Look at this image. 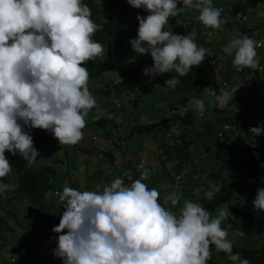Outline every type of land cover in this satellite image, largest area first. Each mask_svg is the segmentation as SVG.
Returning <instances> with one entry per match:
<instances>
[{
  "label": "clouds",
  "instance_id": "obj_1",
  "mask_svg": "<svg viewBox=\"0 0 264 264\" xmlns=\"http://www.w3.org/2000/svg\"><path fill=\"white\" fill-rule=\"evenodd\" d=\"M122 1L121 13L135 9L133 21L126 20V32L113 35L114 44L109 48L98 34L102 24L112 22L118 14L112 0H0V206L8 212L0 214V240L14 243L16 249L20 241L14 240L12 233L4 234L3 228L9 231L19 226L29 234L26 220L31 210L32 214L37 212V224L42 206L35 200L51 190H38V170L52 166L68 151L70 160L81 163L84 170L77 182H65L64 173L54 178L63 179L61 186L52 190L55 202L63 209L59 224L51 229L56 234L52 254L61 260L56 264H207L213 246L233 264H250L233 253L229 232L223 227L225 221L237 218L228 208L217 206L222 202L217 183L231 179L235 168L241 171L240 153L250 152L259 144L256 137L264 135V114L258 112L264 110V63L257 51L259 35L261 40L264 35V0H216L215 7V0ZM193 10L198 12L194 18L201 23L200 29L196 25L187 28L177 18ZM253 23L259 35L252 32ZM202 41L210 47H204ZM117 57L126 59L136 70L140 69L138 60L145 57L148 61L143 75L150 79L176 73L164 83L174 91L179 89L182 96H171L181 100L190 95L185 102L168 100V141L175 139L183 123L191 126L195 118L198 125L207 118L203 94L220 110L230 101L228 112L241 107V111L250 108L261 113L251 112L250 118L239 114L220 122L217 138L226 136L228 142H224V149L219 145L208 154L211 160L226 155L228 162L221 169L214 163L209 166L215 167L217 178L189 164L171 175L175 183L188 185L190 192L162 198L157 188L148 187L150 173L142 164L139 167L143 170L137 169L140 177L131 180L130 170L119 158L120 148L127 142L130 127L144 123L133 116L122 124L129 125L125 136L116 127L130 114L122 110L123 99L135 106L141 99L132 92L140 87L127 80L129 69H123L124 75L120 63L109 66ZM204 60L207 75L198 77V82L208 88L205 93H186L180 78L190 75L191 68ZM233 70L241 73L231 79L228 73ZM184 104L181 116L187 114L188 118L178 122L171 111L179 116ZM152 117L150 122L163 118ZM243 122L250 135L239 141L243 134L238 125ZM234 137L236 147L231 146ZM81 142L93 151H79ZM133 147L126 161L135 166L141 159L146 166L153 165L159 157H150L147 147ZM233 148L236 151L231 154ZM112 151L116 158L108 172L111 177L99 190L97 169L91 172V167L106 162V153ZM91 157L96 160L94 165ZM260 164L257 167L264 168ZM19 196L22 200L18 202ZM10 203L19 208L17 213L7 209ZM253 208L264 211V187L257 188ZM232 235L243 236L244 232ZM257 243L264 249V242ZM51 246L54 242H47V248ZM9 251L14 256L16 250Z\"/></svg>",
  "mask_w": 264,
  "mask_h": 264
},
{
  "label": "trees",
  "instance_id": "obj_2",
  "mask_svg": "<svg viewBox=\"0 0 264 264\" xmlns=\"http://www.w3.org/2000/svg\"><path fill=\"white\" fill-rule=\"evenodd\" d=\"M112 2L114 4L115 12L118 14L114 17L112 22L103 23V29L98 34L99 39L106 43L109 48H111L114 44V42H112L113 35L118 33L124 34L126 32L128 28L126 20L133 21V14L135 11V9H131L126 13H121L124 11V6L122 4L123 1L112 0ZM215 3H217L216 0L213 1L214 7ZM196 15H198V12L193 10L190 12L180 13L177 18L181 21H184L187 24V28H189V26L196 25L197 28L200 29L201 23L196 21L194 18ZM201 40L202 39H200V41ZM202 43L206 46H210L209 43L204 41H202ZM147 61L148 60L145 57L139 59L138 64L140 69L136 70L132 67V65L128 64L126 59L117 57V59H113L110 62L109 66L114 67L120 63L122 74L124 75H126L123 70L124 68H127L131 71L129 73V79L127 80H131L139 84V87L142 89L139 91V94H143L139 99H142L144 95L152 92L154 89L160 86H165L168 89L165 98L170 100V102L187 101L190 95L185 94L181 100H177V98L171 96V94L174 93V90L164 83L165 80L171 78L172 75H177L176 73H172L170 77L158 75L151 79L148 76L143 75V69L147 67ZM149 64L151 67V57L149 58ZM192 68L197 69L195 66ZM180 81L181 82L179 84H181V89L185 90L186 93L191 92L192 94L195 92L192 88V84H196L198 81V76L196 75V72L192 71V73L187 77H181ZM152 82H155L156 84L152 85ZM179 84L176 86L177 88L179 87ZM178 91L179 89L177 92ZM201 99L205 102V112L211 115H208L206 119L201 120L198 125L195 121V118L193 119L191 126H185L183 123L182 129L175 139L168 141L166 138L167 132L170 130V122L168 121L169 118L167 117H163L158 121L147 124L136 123L130 127L129 132L125 137V139H127L133 134H144L146 137H148L147 135H150L148 140L138 143L133 148L139 149L141 147H147V149H150V157H152L153 154L155 156L159 155L156 165L149 164L147 167L150 173V184L148 187L157 188L160 191L161 198L165 194L176 193L180 196L181 192L184 195L190 192L189 186L185 183H175L171 173L179 174L181 171H183L185 166L192 164L193 161L196 162L194 164L195 168H201V170H204L206 174L213 178H217L215 174V167L213 169V166H211V168L209 166L213 165L214 163V166L216 165L219 169H221L228 162L226 160V155L219 158H216L218 156H214V158L211 160L208 157V154L212 153V151L219 145L221 149H224V142H228L226 136H223V138L220 139L217 138L216 131L220 122L226 121L228 119L238 118L241 114L248 118L252 116L251 112L254 115L257 114L254 113L250 108L241 111L240 107L237 110L239 113L236 112L235 115L231 116L228 114L230 101L226 109L220 110L217 107H214L212 100L208 99L204 94L202 95ZM258 112H262L264 114V110H258ZM132 114H129L128 117H125V121L121 123V126L122 124H126L128 121L133 119ZM257 115H261V113H258ZM187 118H185V121H187ZM244 126V122L238 125L240 133L243 134L239 141L248 138L250 135ZM116 128L118 129V127ZM256 139L259 141V144L256 143L257 146L255 148L252 147L251 151L248 153H245L244 151L240 153L242 156V160L239 165L242 167L241 171L239 172L238 169L234 167L235 172L231 174V179H220V181L217 183L221 189L220 196L222 199V202L217 206L222 207L223 209L228 208L230 214L237 218L236 220L229 219L228 221H225L227 223L224 227H222L227 229L229 232L228 239L233 237L232 233L235 231L241 230L244 232L243 236H236V238L240 237L243 239L242 243H239L237 240H231L233 243V253H239L242 258L249 260L250 264H262L261 253L264 250L262 247H260V243H257L258 241L251 237L253 230L260 232L263 229L260 228L263 223L260 222L256 216L264 217L261 214L256 213L255 209L253 208V200L255 198L257 188L264 187V168L260 166L257 167V164L260 161L261 164H264V146L262 147V145H264V135L256 137ZM236 140L237 138L235 137L231 140L232 147H234V144L236 147ZM89 146V144H83L81 142L78 145V148L79 151L85 150L86 153H91L93 149ZM234 151H236L235 148L232 149L231 154L234 153ZM130 153V147H122L120 148L119 158L120 160L125 161L124 165L130 170L131 180H134L140 177L141 172H137V168L134 163L129 162V160L126 161L127 155L129 156ZM254 153H258L259 156L257 157L254 155ZM106 155L108 156V160L106 162L99 163V165L104 164L102 167L103 171L100 168H97L96 182H98L101 186L99 190H102L107 180L111 177L108 172L112 169L113 160L116 158L113 151L106 153ZM69 156V152L65 151L64 156L61 159L55 161L52 166L38 170L41 174L38 179V190H42L45 187L46 191H48L51 188L47 195L44 197H39L35 200V202H40L42 206L40 209L39 221L37 224H35L37 220V212L32 214L31 210L29 217L32 218L33 221L30 222V232L27 237L24 238L25 240L23 239L24 241H20L16 249L14 247V243L11 245L0 240V264H56L61 262L60 259L55 258L52 254V249L55 247V239H53V237L56 234L53 233L51 229L59 224V217L63 211L62 205H59L55 202V197L52 194V190L60 187L63 183V179L55 181L54 178H57L60 173H64L65 182H69L71 180L77 182V180H81L80 172L84 170V167H81V163H74L72 159L70 160ZM63 158H65L67 162L64 161ZM227 170H229V167H227ZM40 177H42V180ZM130 182L131 181H129V183ZM107 184H109V182ZM16 200L19 202L22 200V198L19 196L16 198ZM228 223L232 224L231 228L228 227ZM7 224L8 222H6V226ZM13 228L14 227H11V230ZM6 232L7 230L5 228L4 234ZM49 241L54 242V246H51V248H47V242ZM10 249L12 252L16 250L14 256L9 251ZM7 252L12 255V259L9 261L8 257L5 256ZM207 264H233V262L228 260L224 253H217L213 246L212 257L207 261Z\"/></svg>",
  "mask_w": 264,
  "mask_h": 264
},
{
  "label": "rangeland",
  "instance_id": "obj_3",
  "mask_svg": "<svg viewBox=\"0 0 264 264\" xmlns=\"http://www.w3.org/2000/svg\"><path fill=\"white\" fill-rule=\"evenodd\" d=\"M202 70H205L204 67H202ZM240 73L241 72H237V71L233 70V71H230L228 73V77L233 79V78H236L237 76H239ZM199 76L202 77V74H199ZM200 86H202L201 87L202 92H205L206 88H208V86L206 84H202ZM198 87H199L198 84H195V83L192 84V88L193 89L196 90V89H198ZM165 88L166 87L164 86L163 88H160V89H157V88L154 89L151 93H148V94L144 95L143 98L141 99V101L139 100L135 104V106H133V105L130 106L129 103H128V100L126 98L123 99L124 108L122 110L125 111V113H130V114L133 113V116H135L134 118L138 119V121L141 122V123H148V122H150L151 120L154 119V117H152V115L150 114L151 111H157L158 110V114H157L158 118L168 117L169 116L168 99L165 98V95L167 94V88L166 89ZM141 90L142 89L139 88L138 91H133L132 94H135L133 97L137 96V97L140 98L143 95V94H139V91H141ZM173 94H177L178 96H182L177 91H174ZM236 111H237V109L234 108L233 110L229 111L228 114L233 116ZM208 115H211V114L208 113L207 116ZM117 120H119V119H117ZM134 122H136L135 119H134ZM125 127H129V125L128 124L127 125H123V126L118 128V131H119L121 136H125L127 134V132H128L129 128H125ZM147 136L150 138V135H147ZM148 137L144 136L143 141L148 140ZM126 141L129 142L131 146H135L136 144H138L140 142H143V141L140 140V134H135L133 136H130V137L127 138ZM99 149L101 150L102 148H99ZM137 154L138 153H136L135 156ZM98 156H101V154H98ZM91 159H92V164L94 165L96 160L93 157H91ZM158 159H159V157L157 156L156 157V161L153 163L154 165H156ZM44 161H48V159H45ZM233 162H235V161H233ZM192 163L195 164L196 162L193 161ZM103 165L104 164H101V165L96 166V167H91V172L96 170L97 168H100L102 170ZM232 169H234V166H233V164H230V170L233 171ZM222 173L226 174V170H224ZM55 181H56V179H55ZM146 181H150V176H149V179L146 180ZM7 209L10 210L12 213H17L19 211V208L16 207L14 205V203L8 204ZM255 212L258 213V214H261L262 216H264V211L255 210ZM0 214L1 215H5V216L8 214V212L5 211V207L4 206H0ZM256 218H258L259 221L262 222L263 225H264V217H257L256 216ZM32 221H33V219L30 218V217L26 220L27 223H30ZM14 223L16 224L15 221H14ZM10 225H11V222H10V220H8L7 226L9 227ZM4 230H5V227L3 228V231H2L3 233H4ZM11 233H12L13 239L14 240H19V241H24L25 240L24 238H26L27 235H28L25 232H23L22 228L19 227V226H14L13 232H12V230H9L5 234H11ZM262 234L263 233H261L259 231L253 230L252 234H251V237L253 239H258V238H261ZM9 239L10 238L6 237V240H9ZM231 240L232 241H236L237 240L239 243H242L243 239L240 238V237L236 238V236H233V237H231ZM5 256L9 257V253L7 252L5 254Z\"/></svg>",
  "mask_w": 264,
  "mask_h": 264
},
{
  "label": "built area",
  "instance_id": "obj_4",
  "mask_svg": "<svg viewBox=\"0 0 264 264\" xmlns=\"http://www.w3.org/2000/svg\"><path fill=\"white\" fill-rule=\"evenodd\" d=\"M251 27H252V32H253L254 34L259 35L258 28H257V24H256V23H253V24L251 25ZM257 42H258V44H259V47L257 48V51H258V57H259V59H261L262 62L264 63V35H263L262 40L260 39V35H259V38H258ZM261 66H262V65H261ZM263 67H264V66H263ZM186 104L188 105L189 103H186ZM186 104L182 105V106H181V109L178 111V115H179V116H176V113H175L174 110L171 111V116H172V117H177L178 122H182L183 119H184V118L186 117V115H187V114H185L184 116H181V111L183 110V108H184L185 106H187ZM173 127H178V126H177V125H173ZM174 131H176V128H174ZM141 164L143 165V168H146V169L148 170V167L146 166V164H145V160H144V159H141L139 162H137L136 167H137L138 170H140V171L143 170L141 167H139V165H141ZM126 173H128V171H126ZM262 262H263L262 264H264V253H263V261H262Z\"/></svg>",
  "mask_w": 264,
  "mask_h": 264
},
{
  "label": "crops",
  "instance_id": "obj_5",
  "mask_svg": "<svg viewBox=\"0 0 264 264\" xmlns=\"http://www.w3.org/2000/svg\"><path fill=\"white\" fill-rule=\"evenodd\" d=\"M210 42V41H209ZM204 47H206V48H209V47H207V46H204ZM195 67H197V69L196 68H191V72L193 71V72H196V75L200 78V76H199V74H202V76H203V78H205V76L207 75L206 73H205V70H202V67H204V69H205V67H207V62H206V60H204L199 66H195ZM226 76V75H225ZM227 77V76H226ZM229 80H231L230 78H229ZM200 84V85H202L203 84V82H196V84ZM198 84V89H194V91L195 92H199V93H205V92H202V90H201V87L202 86H200ZM190 94H191V92H189ZM264 101V100H263ZM152 116H155V117H157V114H158V110L157 111H151V113H150ZM144 134H140V140L141 141H143V138H144ZM146 141V140H145ZM137 145V144H136ZM124 147H133V146H131L130 145V143L129 142H125V144H124ZM146 152H147V149H146ZM144 153V152H143ZM149 156H150V153H149ZM153 156H155L154 154L152 155V157ZM260 228H263L260 232L261 233H263L262 234V236L264 235V225H261L260 226ZM258 241L260 240L262 243L264 242V238H258L257 239Z\"/></svg>",
  "mask_w": 264,
  "mask_h": 264
}]
</instances>
